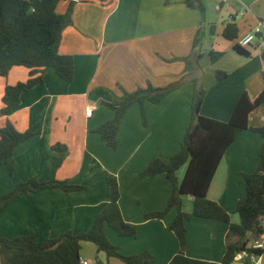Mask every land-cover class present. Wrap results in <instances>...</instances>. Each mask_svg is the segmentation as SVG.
Instances as JSON below:
<instances>
[{
	"label": "crops",
	"instance_id": "crops-1",
	"mask_svg": "<svg viewBox=\"0 0 264 264\" xmlns=\"http://www.w3.org/2000/svg\"><path fill=\"white\" fill-rule=\"evenodd\" d=\"M203 1L207 7L206 19L209 7H214L226 19L220 29L218 23L207 19L208 30L210 25H215L209 52H223L224 56L214 64L207 63L210 81L201 114L228 122L244 92L255 98L264 90V67L260 58L264 39L253 41L248 48L253 54L251 58L234 50L235 43L250 33H260L264 38V0ZM184 2L81 0L75 3L72 24L64 30L58 49L61 55L74 58L73 82L65 81L50 69L43 84L21 95L16 111L0 115V128L10 121L20 132L36 133L19 145L13 161L0 169V188L4 189L0 195L32 178L47 182L54 177L84 186L86 190L69 192L49 188L20 197L0 214V237L11 239L37 233L44 242L67 233L87 232L110 202L111 179L116 178L123 219L136 227L137 235L120 237L107 227L110 242L124 256L149 251L156 257L155 264H169L177 255L178 240L168 228L177 210L172 208L164 219L145 218L148 213L167 208L172 185L165 173L154 178H141L140 173L154 158L168 159L180 151L182 145L175 146L173 141L175 136L179 139L182 128L186 132L192 120L193 80L200 76L203 86L206 84V73L201 66L194 77L187 75L185 62L172 61L190 56L201 22L200 12ZM69 5L68 0L59 2L56 12L66 13ZM232 17L240 30L236 42L223 37L224 25ZM210 36L213 37L211 33ZM217 71L226 72L227 79L219 81ZM28 72L24 67H15L8 77H0V110L5 88L25 82ZM186 75L184 84L160 103L146 102V125L139 104L128 109L118 132V149L108 147L96 132L99 126L114 118V111L102 102L121 101L124 91L134 92L149 83L164 88ZM92 106L96 109L87 116L86 110ZM249 124L262 126L264 110L251 114ZM57 144L66 146L67 150L63 153L53 150ZM261 144L258 133L243 132L227 150L212 180L208 198L232 213L234 223L240 221L236 213L238 201L246 196L244 175L257 170ZM60 158L63 162L54 172ZM184 175L182 170L178 179L182 181ZM187 199L193 203L191 196ZM186 227V256L220 263L225 253L228 224L192 217ZM88 243L93 244H81V261L125 264L117 258L108 259L104 252H98L96 245L91 247ZM233 264L246 263L237 259ZM252 264H264V255Z\"/></svg>",
	"mask_w": 264,
	"mask_h": 264
},
{
	"label": "trees",
	"instance_id": "trees-1",
	"mask_svg": "<svg viewBox=\"0 0 264 264\" xmlns=\"http://www.w3.org/2000/svg\"><path fill=\"white\" fill-rule=\"evenodd\" d=\"M66 0H0V77H8L15 67L28 69V79L5 88L2 98L3 108L0 115H9L20 107L21 95L44 83L45 74L53 69L62 79L73 82L75 74L74 58L61 55L59 45L64 30L72 24V14L77 0H68L70 5L64 14H58L56 7ZM189 8L200 12L201 22L198 27L192 53L183 59L187 75L195 77L200 69L199 47L205 37L207 7L203 0H185ZM223 37L231 42L240 38V30L235 17L226 22ZM260 41L263 36L256 34ZM251 46V45H250ZM248 47L235 43L234 50L251 58ZM211 62L216 63L224 56L223 52L210 51ZM264 67V51L260 55ZM187 75L180 81L164 88L148 84L134 92L124 91V98L115 103L102 102L114 111V118L106 121L96 129L102 140L110 148L117 149V136L128 109L134 105L141 106L144 125L147 124L145 104L160 103L172 91L181 87ZM228 74L217 71L219 81L226 80ZM200 76L193 80L195 92L192 99V120L186 128L184 142L180 151L165 161L158 156L141 173V178H154L165 173L172 185L173 193L164 211L148 213L145 218L164 219L168 212L175 208L177 214L169 225L176 236L179 251L169 264H233L243 253L247 256L242 261L252 264V258L264 255V249H253V244L264 234V124L252 127L249 116L264 110V90L255 98L244 92L228 122H222L201 114L206 96V89L200 82ZM245 131L258 133L262 144L258 154V167L252 174L244 175L243 185L246 196L238 201L236 213L239 223L232 222V213L226 211L219 203L208 198L212 180L227 150ZM36 135L34 132L18 131L12 122L0 128V169L11 163L16 148ZM53 150L65 152L66 146L57 144ZM63 162L60 158L57 167ZM187 164L183 180L177 178V172ZM60 188L64 191H83L86 187L71 184L69 181H58L54 177L47 182L36 178L19 183L13 190L0 195V214L5 212L20 197L37 194L45 189ZM182 196L193 198L191 214L183 212ZM120 187L116 178L111 179V199L97 216L91 228L78 235L67 233L57 239L41 242L37 233L15 238L0 237V255L2 264H81L82 242L96 245L98 252H104L108 259L117 258L125 264H155L156 257L149 251L124 256L120 249L113 245L106 235V228L113 229L120 237H135V226L124 221L120 206ZM192 217L222 221L229 226L225 240V253L220 263L193 259L186 256L188 244L187 220Z\"/></svg>",
	"mask_w": 264,
	"mask_h": 264
},
{
	"label": "rangeland",
	"instance_id": "rangeland-1",
	"mask_svg": "<svg viewBox=\"0 0 264 264\" xmlns=\"http://www.w3.org/2000/svg\"><path fill=\"white\" fill-rule=\"evenodd\" d=\"M209 7V6H208ZM207 19L213 21V22H216L218 23V26H219V29L221 28L222 24H223V21L226 19L225 15H220V13L218 14V12L214 9V7H209V10H208V16H207ZM206 19V21H207ZM230 21L229 19L227 20V22ZM205 37L202 41V44L200 45L199 47V51L200 54H202V58L205 57V60L202 61V59H200L199 63H200V66H201V69L202 71H204L206 73V84L204 86V88L206 89V86H208V82L210 81V77H209V65L211 63V60H210V57H209V50L211 49V41L215 38L213 35V37L210 36V29L208 30L207 27H206V30H205ZM220 32V31H219ZM257 42V40L255 41V43ZM176 62V61H174ZM177 62H184V61H180V60H177ZM209 63V65L207 64ZM186 64V63H185ZM216 77H217V73H216ZM203 79V78H202ZM202 79L200 78V82H202ZM205 81V80H204ZM194 84V83H193ZM184 94H187V93H184ZM143 121V120H142ZM182 122H183V119H182ZM144 124V123H143ZM190 123H188V126H189ZM185 126L184 124H181V127ZM187 126V127H188ZM177 129V127H176ZM184 137H185V128H182L181 131H180V137L179 139H177V136H175V139L173 142H175V146H177L178 144L179 145H182L183 142H184ZM171 140V138H169ZM182 143V144H181ZM119 147V146H118ZM117 147V149H118ZM180 148V147H179ZM113 149V148H112ZM173 156V155H172ZM161 157V156H160ZM122 158H124V155L122 156ZM165 161H167L168 159L167 158H164L162 157ZM125 162L123 161L122 164H124ZM186 169H187V164L183 167H181V169L177 172V178H178V174L184 170V174L186 172ZM179 180V179H178ZM180 181V180H179ZM181 182V181H180ZM4 189L0 188V192H2ZM181 201H182V204H183V212L187 213V214H191L192 213V210H193V203L190 202L188 199H187V196H182L181 197ZM91 247H95V245L93 244H89ZM1 257V256H0Z\"/></svg>",
	"mask_w": 264,
	"mask_h": 264
},
{
	"label": "built area",
	"instance_id": "built-area-1",
	"mask_svg": "<svg viewBox=\"0 0 264 264\" xmlns=\"http://www.w3.org/2000/svg\"><path fill=\"white\" fill-rule=\"evenodd\" d=\"M255 40H261V39H258V38L256 37L255 34L250 33V34L246 35L245 37L241 38V39L239 40L238 43H239V45H241L242 47H248V46H250V45L253 43V41H255ZM95 109H96V106L89 107V108L86 110V115H87V116H91L92 113H93V111H94ZM252 247H253V249H264V234L258 239V241H256V242L253 244ZM246 256H247V254H246V253H243V254L239 255V256L237 257V259L242 260L243 257H246ZM252 260L255 261V260H257V259L253 257ZM81 264H88V262H86V261H81Z\"/></svg>",
	"mask_w": 264,
	"mask_h": 264
},
{
	"label": "water",
	"instance_id": "water-1",
	"mask_svg": "<svg viewBox=\"0 0 264 264\" xmlns=\"http://www.w3.org/2000/svg\"><path fill=\"white\" fill-rule=\"evenodd\" d=\"M77 1H81V0H77ZM214 30H215V25H210V31H211V34L214 35Z\"/></svg>",
	"mask_w": 264,
	"mask_h": 264
}]
</instances>
